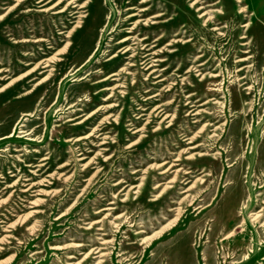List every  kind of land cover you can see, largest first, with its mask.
I'll list each match as a JSON object with an SVG mask.
<instances>
[{
    "label": "rangeland",
    "instance_id": "1",
    "mask_svg": "<svg viewBox=\"0 0 264 264\" xmlns=\"http://www.w3.org/2000/svg\"><path fill=\"white\" fill-rule=\"evenodd\" d=\"M38 1L0 0V264H264V0Z\"/></svg>",
    "mask_w": 264,
    "mask_h": 264
},
{
    "label": "bare ground",
    "instance_id": "2",
    "mask_svg": "<svg viewBox=\"0 0 264 264\" xmlns=\"http://www.w3.org/2000/svg\"><path fill=\"white\" fill-rule=\"evenodd\" d=\"M45 0H39L38 1V3H43ZM60 1H62V0H59L58 2H60ZM70 1V0H69ZM74 2H72V3H75V1H77V0H73ZM145 1H147V0H142V2H145ZM169 2H171V1H173V0H168ZM245 0H234V2L235 3H237V4H241V3H243ZM57 2V3H58ZM199 3V1H197V0H193L190 4H189V6L188 7H190V8H194V7H196V5ZM43 5H45V3H43L42 4V6ZM203 5V4H202ZM218 5V2H215V3H213L212 4V6H217ZM55 6V4L53 5V7ZM53 7L52 6H50L48 9H53ZM80 8H82V6L81 7H79V9ZM131 9H133V8H128L127 10H131ZM204 8L202 7V6H199L197 9H196V11H201V10H203ZM146 9H144V10H142V11H145ZM247 11V9L245 8V7H241V6H239L238 7V14H242V13H244V12H246ZM75 14L76 13H78V12H74ZM162 14H159V15H156L157 17L158 16H161ZM208 16L207 18H206V20H204L203 22L204 23H213V17H211V16H209L210 14H208V13H201L199 16H198V18H200V19H203L205 16ZM134 16H136V14H134V13H132V14H129L128 16H127V18L129 19V18H131V17H134ZM82 17V15L81 16H78V21L76 22V24H75V26L73 27V28H76V27H79V23H80V21H79V19ZM155 17V16H154ZM169 20H172V19H169ZM154 23V22H153ZM152 23V24H153ZM135 24H136V22H135ZM135 24L133 25V26H135ZM249 27V24L248 23H245V24H242L241 26H240V28H248ZM220 29L221 28H219V27H217V26H214V27H212V31L213 32H215V33H217L218 34V36H223V33H221L220 32ZM157 33V32H156ZM158 34V33H157ZM68 35V34H67ZM176 35H178V34H174V36L176 37ZM170 36V35H169ZM179 38V37H178ZM132 38H130L129 36L127 37H124L123 39H121L118 43H125V42H127V41H129V40H131ZM240 39H246V36L245 35H241V37H240ZM134 40H135V38H134ZM147 40V37H142L140 40H137V42H136V45L138 46V47H140V48H138L139 50H142V51H144V52H142V53H140V52H138L139 50L137 49V52L136 53H133V55H130L129 56V61H128V63L126 64L128 67H132V66H134L132 63H130L131 62V59H135V58H140V59H138L136 62L138 63V61H140L139 62V65L140 66H142L143 68L142 69H144V70H147V69H150V68H152L153 66H155V65H153V62H157L158 60L157 59H154V56L156 55V53L155 52H151V53H149V51H151L152 49L151 48H146L147 47V45L144 43V44H142L143 42H145ZM149 40V39H148ZM35 42H38V41H34V43ZM172 42H179V40H172ZM248 43H241V45L242 46H245V45H247ZM168 46H170V44L168 43L167 44ZM152 47H154V46H152ZM130 48H126V49H124L123 50V52L122 53H126V52H128V50H129ZM135 51H136V49H135ZM200 53V52H199ZM242 53H248V51H243ZM204 55H202V54H200V55H198L197 57H196V59L194 60V61H198L199 59H201L202 57H203ZM113 57H115V55H113L111 58H113ZM248 60V58H245V57H242V58H238V59H236V61H235V63H245L246 61ZM43 63H46L45 61L43 62ZM209 63V61H207V62H205V64L203 63V64H198L196 67H202V66H204V65H206V64H208ZM47 64V63H46ZM47 65H44L43 67H46ZM196 67L194 68H192L193 69V71L194 72H196L197 74H198V72H199V70H195L196 69ZM36 68V66H34V68L33 69H31L29 72H32L34 69ZM243 68H244V66H241V68H239L238 70H237V72H240V71H242L243 70ZM213 71H215V70H213ZM152 72H155V70H153ZM170 72V71H169ZM179 72V71H178ZM115 74H113L112 76H114ZM198 75H201V74H198ZM73 77V76H72ZM217 77H219V75H218V73L216 74V73H207V78H209V79H216ZM204 78V76L201 78V79H203ZM245 78L244 77H242V78H240V79H238L239 80V82H240V84H241V86H244V85H246V83H244L243 82V80H244ZM105 80V79H104ZM104 80H102V81H104ZM159 81H161V80H159ZM96 83H98V82H96ZM250 88L249 87H247L246 88V90H249ZM1 91V90H0ZM213 91H217V89H213ZM222 90L221 89H218V92H221ZM192 92V91H191ZM220 99H224V95H221V98ZM224 102L222 101V102H220L219 104L220 105H224L223 104ZM206 103H202V104H199L198 105V107L199 106H202V105H205ZM144 109H142V111H143ZM153 111H156L155 109L153 110ZM198 113L196 112L194 115H197ZM212 119V118H211ZM209 122V121H208ZM226 125V123H224V122H222L219 126H216V128H215V132H214V134L215 133H217L216 135H213V136H211V137H215V138H217V139H221V137H223V136H220L219 134L221 133V132H223L224 133V131H223V129H224V126ZM212 126H214V124H212V123H206L204 126H203V128H206V129H209L210 127H212ZM200 131V130H199ZM196 137H198V136H196ZM80 139V138H79ZM79 139H77V140H79ZM192 139H194V138H190V141H188V143H191V141H192ZM248 139H249V145H250V148L249 149H251V150H253V148H254V145H255V143H256V137H255V135H251V136H248ZM201 147H203L201 144L200 145H194V146H191V147H189L188 148V150L189 151H193V150H196V149H200ZM223 153V152H222ZM221 153V154H222ZM188 154H189V156H188V159H191V160H196V159H200V158H202V157H213V159H215V157H217V158H221V154H218V153H216V154H212V155H210L209 153H206V152H200V151H198L196 154H191L190 155V152H188ZM166 160V159H165ZM175 161H177V160H175ZM166 163H163V164H161V166H163V165H165ZM172 167H174V165L172 164L171 166H170V169L172 168ZM165 173H168V171H163L162 173H161V175H164ZM188 174H190V172L189 171H185L184 173H183V175H188ZM189 181H187V179H185V183L184 184H187ZM41 186V185H40ZM188 190H185V191H183L182 193H185V192H187ZM261 204L262 205H264V201H261ZM251 207H253V202H252V200H251V195L250 196H248V198H247V203L245 204V205H242V207L240 208V210L243 212V216H242V218H241V223L238 225V227L237 228H239V229H245L248 225H251V226H253L254 224H256V223H259V217H261V216H263L264 215V208H262V209H260L258 212H256V213H250V208ZM113 213V212H112ZM21 220H22V218H21ZM231 236H234V232L233 231H231V232H229L228 234H227V238L228 237H231ZM5 239V238H4ZM146 239V238H145ZM1 240V239H0ZM143 240V239H142ZM144 241V240H143ZM72 243V242H71ZM82 245H77L76 247H81ZM60 248V247H59ZM251 250V249H250Z\"/></svg>",
    "mask_w": 264,
    "mask_h": 264
}]
</instances>
